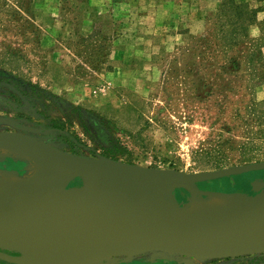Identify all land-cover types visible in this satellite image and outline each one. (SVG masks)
<instances>
[{
  "label": "rangeland",
  "instance_id": "374dc122",
  "mask_svg": "<svg viewBox=\"0 0 264 264\" xmlns=\"http://www.w3.org/2000/svg\"><path fill=\"white\" fill-rule=\"evenodd\" d=\"M235 1L256 11L246 33L264 42V0ZM221 2L0 0V132L28 135L79 155L116 156L154 169L203 171L195 168L193 150L218 139L217 127L226 119L217 120L223 97H229L228 114L237 107L245 112L252 98L246 85L254 67L243 56L244 45L236 69L204 45L212 38V28H218L213 24L217 14L211 13ZM218 33L220 37V28ZM229 48L230 55L237 50ZM258 71L264 73V66ZM254 96L264 99V85ZM259 109L264 115V105ZM57 117L64 129L50 127ZM259 128L249 153L262 161ZM246 129L225 132L222 139L242 141ZM227 155L231 161L242 159L240 145ZM0 165L29 174L33 158L0 148ZM85 183L80 177L74 186ZM199 185L214 189L206 198L215 191L261 193L264 170ZM178 191L187 204L189 193ZM85 217L73 216L78 222ZM0 264L15 263L0 259ZM90 264H264V253L206 258L154 250L101 257Z\"/></svg>",
  "mask_w": 264,
  "mask_h": 264
},
{
  "label": "water",
  "instance_id": "95a60500",
  "mask_svg": "<svg viewBox=\"0 0 264 264\" xmlns=\"http://www.w3.org/2000/svg\"><path fill=\"white\" fill-rule=\"evenodd\" d=\"M3 134L23 136L47 145L54 150L56 160L48 169L43 185L26 198L0 211L2 260L15 264H36L34 230L42 233L52 245L91 259L154 250L206 258L264 253V196L219 222L200 225L184 223L175 233L164 232L155 226L161 212L171 207L185 209L195 199L203 198L209 191L201 190L200 183L264 170V160L216 170L183 172L166 169L173 176L159 188H154L142 178L141 170L147 167L110 157L70 153L20 133L0 132V135ZM91 176L120 192L117 206L121 211L120 228L126 237L102 248L70 239L45 222L48 218L56 222L58 217L64 218V215L53 214V210L66 203L82 205L93 202L94 196L81 193L85 185L74 186L78 178L86 180ZM178 190L189 193L187 204L179 201ZM64 194L67 196L58 199Z\"/></svg>",
  "mask_w": 264,
  "mask_h": 264
},
{
  "label": "bare ground",
  "instance_id": "6f19581e",
  "mask_svg": "<svg viewBox=\"0 0 264 264\" xmlns=\"http://www.w3.org/2000/svg\"><path fill=\"white\" fill-rule=\"evenodd\" d=\"M0 148L3 152L12 153L19 158H33L32 172L20 175L16 171H5L0 176V211L26 198L44 183L47 171L56 160L54 150L38 144L23 136L0 135ZM31 154V155H30ZM142 178L152 187L159 188L169 180L173 173L168 170L142 168ZM258 182V181H257ZM256 183V182H255ZM255 188H262L255 184ZM211 192L209 197L195 199L192 204L181 209L171 207L161 212L155 226L168 233L178 231L180 225L205 224L219 222L235 211L261 200L264 192L250 194L244 191ZM81 193L95 197L87 204L66 203L56 208L53 214L64 215L54 221L45 220L58 232L75 241L94 246L106 247L122 240L126 233L120 228L121 211L117 206L120 192L96 177H88ZM67 195H61L58 199ZM56 200V199H55ZM82 213L86 217L79 222L73 216ZM36 246V264H90L97 259L87 258L52 245L39 231H32Z\"/></svg>",
  "mask_w": 264,
  "mask_h": 264
},
{
  "label": "trees",
  "instance_id": "16d2710c",
  "mask_svg": "<svg viewBox=\"0 0 264 264\" xmlns=\"http://www.w3.org/2000/svg\"><path fill=\"white\" fill-rule=\"evenodd\" d=\"M255 12V10L246 8L245 5L239 4L235 0H222L218 9L211 13L212 15L217 14L218 18L213 24H218V28H212L214 30L211 34L212 38L209 40L206 39L204 45L219 52L226 58V61L235 64V69L238 67L236 66L239 63L238 57L242 56L241 54L244 52L240 46L244 45L246 54L243 56L248 61V64L254 67L251 70L250 77L247 80L248 84L246 85L252 98H250L251 102H249V106L246 107L245 112L237 107L235 109L232 108L231 114H228L226 109L229 106L225 105V103L228 102L229 97H223L221 101L223 102V106L219 110L217 120H223L221 117H226V119L217 127L218 133H216V136L218 139L211 140L208 148L204 149L199 145L197 149L193 150L195 168L198 170H216L232 165L260 161V158L256 157V155L249 153L254 148L253 144L255 140L259 137L257 136L259 135L258 131L255 129L256 126L260 127L261 136L264 137V115L260 114L261 109H259V107L264 105V99L257 100L254 96L256 90L264 85V73H256L259 66H264V42L260 43V41L250 38L248 33H246V27L254 22ZM219 28L222 31L220 37L218 33ZM227 46L230 48L236 47L237 50L230 55L225 49ZM231 121L234 123L237 122L238 125L231 124ZM61 122L62 120L59 117L53 118L50 120V127L59 130L64 129L60 124ZM241 126L244 128L248 127L244 135H242V141L236 140L232 142L230 139H222L224 138L223 134L225 132L231 134L236 128ZM235 144L240 145L243 158L237 161H231L228 159L229 156L227 153L229 150L234 149ZM113 157L118 159L116 156Z\"/></svg>",
  "mask_w": 264,
  "mask_h": 264
},
{
  "label": "flooded vegetation",
  "instance_id": "af4514ba",
  "mask_svg": "<svg viewBox=\"0 0 264 264\" xmlns=\"http://www.w3.org/2000/svg\"><path fill=\"white\" fill-rule=\"evenodd\" d=\"M0 169H4L5 171H15V170H18L14 167H8V168H3V166L0 165ZM19 171V170H18ZM17 172V171H16ZM20 172V171H19ZM2 173V172H1ZM21 175H24V174H21ZM201 189L205 190V191H210V190H214V189H211L210 187H204L203 185H199ZM246 192H248L247 190H245ZM180 191H177V196H178V199L179 201H182L180 198H179V195H180ZM187 198L189 197V194H187Z\"/></svg>",
  "mask_w": 264,
  "mask_h": 264
},
{
  "label": "crops",
  "instance_id": "0c3cea01",
  "mask_svg": "<svg viewBox=\"0 0 264 264\" xmlns=\"http://www.w3.org/2000/svg\"><path fill=\"white\" fill-rule=\"evenodd\" d=\"M15 171H17V170H15ZM3 172H5V171H3ZM3 172H2V173H3ZM17 172H18V171H17ZM18 173H19V172H18ZM244 192H245V191H244Z\"/></svg>",
  "mask_w": 264,
  "mask_h": 264
}]
</instances>
